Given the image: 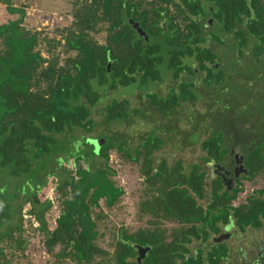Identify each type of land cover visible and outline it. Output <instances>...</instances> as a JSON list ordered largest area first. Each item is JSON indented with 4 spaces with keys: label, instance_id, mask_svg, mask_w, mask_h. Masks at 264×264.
<instances>
[{
    "label": "flooded vegetation",
    "instance_id": "flooded-vegetation-1",
    "mask_svg": "<svg viewBox=\"0 0 264 264\" xmlns=\"http://www.w3.org/2000/svg\"><path fill=\"white\" fill-rule=\"evenodd\" d=\"M120 1L113 60L122 69L125 42L138 40L141 52L155 47L157 76L136 74L114 88L134 84L138 98L176 92L173 111L154 110L187 108L198 125L213 118L202 139L218 140L179 142L197 145L189 159L152 155L162 143L152 149L150 172L133 180L127 220L114 224L113 245L125 244L124 264H264V0ZM162 69L174 84L160 93ZM190 128L198 137L201 127Z\"/></svg>",
    "mask_w": 264,
    "mask_h": 264
},
{
    "label": "trees",
    "instance_id": "trees-1",
    "mask_svg": "<svg viewBox=\"0 0 264 264\" xmlns=\"http://www.w3.org/2000/svg\"><path fill=\"white\" fill-rule=\"evenodd\" d=\"M3 2L18 17L0 23V264H10L13 250L24 254L32 241L33 234H28L21 222L20 209L26 201L30 203L28 213L39 221L43 249L52 252L57 246L53 251L56 260L68 259L59 264H124L127 249H121L124 243L121 248L113 245L114 224L105 227L111 234L109 248L94 242L100 234L96 224L105 222V209L114 205L123 192L112 177L115 171L107 162L108 152L115 149L128 160H136L138 174H148L151 151L159 147L162 138L145 135L131 150L126 146L128 140L117 131L89 136L96 125L90 114L101 95L99 91L105 87L126 84L135 80L136 74L141 79L157 76L153 69L158 59L155 47L143 53L138 40L133 44L125 42L123 49L131 51H122L119 69L113 58L121 1L73 0L69 24L60 30L59 38H45L48 55L44 56L36 47L39 31L19 24L22 8L8 0ZM129 7L127 4V11ZM101 29L105 33L99 41L94 33ZM58 44L62 57L52 49ZM173 72L175 75L177 70ZM177 95L173 92L164 101L155 93L146 94L155 108L165 112L174 110ZM102 110L105 124L127 120L129 112H137L136 108H129L125 98L110 99ZM96 137L104 139L98 149L90 141ZM217 140L211 135L201 141ZM81 145L86 148L84 152L79 151ZM69 162L71 166L67 167ZM160 167H164L163 163ZM49 175L55 181L54 191L59 198L50 229L43 212L51 201L36 197ZM12 180L19 182L12 187ZM16 189L23 195L22 200L17 198ZM99 199H103L104 206L95 210ZM117 254L120 257L116 259Z\"/></svg>",
    "mask_w": 264,
    "mask_h": 264
},
{
    "label": "rangeland",
    "instance_id": "rangeland-1",
    "mask_svg": "<svg viewBox=\"0 0 264 264\" xmlns=\"http://www.w3.org/2000/svg\"><path fill=\"white\" fill-rule=\"evenodd\" d=\"M14 6H20L23 10L21 20L19 24L29 30H38V41L36 47L41 49V53L44 56H47L48 53L46 51V37H54L59 38L60 33L63 27L67 26L71 20V10L73 8V0H8ZM18 17L17 12H9L5 6L3 0H0V23L6 22L7 20L16 19ZM105 31L99 30L94 33V37L99 41L103 38ZM62 41V38L60 39ZM55 52H59L61 50V45H56L53 47ZM59 55L62 57L64 54L59 52ZM162 80L161 85L163 89L160 93L164 92V87H171L174 84L173 79L170 77V73L168 70L162 69ZM156 83L149 84V88H156ZM136 85L128 84L121 85L117 88H108L105 87L101 92L100 97L97 99L95 104L91 108V117H93L96 125L93 128V131H90L89 136L92 134L96 135H104L110 134L112 131H117V133H121L123 137H125L127 142V147L131 150L141 142L145 135H149L148 137H161L162 144L160 147L153 151V154L157 158H167L169 160L181 157L182 159H189L191 156L196 157L198 154V147L194 145L193 147L179 149V142H189L195 141L198 142L204 136H206L207 127L203 130V127L211 125L213 122V118L208 121H204L203 117H200L199 125L196 122V119L193 122L196 115L190 116L184 113L186 109L183 111L180 107L178 110H175L174 113H169L167 116L162 115L161 113L154 110L153 105L148 102L145 95L140 94L141 97H136L133 92ZM198 89V87H197ZM202 91L201 93L206 95L207 92ZM142 92V90H141ZM147 92V91H145ZM217 96L220 97V102L223 104V96L219 94V92L215 91ZM139 93V92H138ZM127 97L129 100V108L136 107L140 111L137 110V113L128 114L127 120L116 119L109 124H105L103 122V110L102 106L107 103L112 98H121ZM171 96L162 95L159 97L164 101L167 100ZM201 103V102H200ZM195 104V108H197V103ZM203 104V103H202ZM184 105V104H183ZM199 108L202 109V106ZM221 117H216L215 119L221 124L224 125L223 114L225 116L224 109L221 110ZM224 112V113H223ZM213 115V114H212ZM188 121V122H187ZM191 126L195 128H200V133L197 137V134ZM203 126V127H202ZM187 127V128H186ZM184 129V130H183ZM117 138L120 134L116 135ZM197 138V139H196ZM79 151L84 152L86 149L82 145L79 146ZM66 149V148H65ZM64 149V150H65ZM67 150V149H66ZM130 150V151H131ZM151 155V156H152ZM108 164L112 169H114L115 174L112 176L116 183L121 185L123 192L121 193L118 201L106 208L107 216L104 219L105 222L96 224V229L100 231L98 237L94 240L95 244L101 246L103 248H109L110 243L109 239L111 238V234L109 233V228L112 227V224H115L118 221H126L128 217V207L131 204L132 195H133V180L137 176L138 172L136 171V167L139 166L138 162H134L133 160H128L124 155L118 153L115 149H109L108 152ZM97 163V162H96ZM162 162H159V165ZM70 162L67 164V167H70ZM44 172V169L42 170ZM3 181V179H2ZM18 180H12V187L18 184ZM53 178L51 175L47 176L45 184L41 186L37 192L36 197L38 200L43 201L46 198L51 197L53 201L50 203L51 206L43 212V217L46 222V226L50 229L53 226V218L57 212L59 207L58 205V193L54 191ZM14 190V188H13ZM12 190V191H13ZM56 192V193H55ZM17 198L22 200L23 195L20 193L19 189H16ZM56 195V199L53 197ZM49 199V198H48ZM50 200V199H49ZM103 199H99L98 205L95 207V210L103 208ZM30 207L29 201L24 202L20 212L22 220L21 222L26 226L27 233L33 234L32 241L26 245V252L24 254L20 252V250H13L14 255L10 258V264H59L61 261H67L65 258L60 262L56 260V257L53 255V251L57 249L55 246L52 252H47L41 246V238L43 237V233L41 229H39V221H37L30 213H28V209ZM14 220H16L14 218ZM30 221V223L28 222ZM33 223L36 225L34 226ZM108 223V224H107ZM103 233V234H102ZM109 233V235H108ZM97 259V256H96Z\"/></svg>",
    "mask_w": 264,
    "mask_h": 264
},
{
    "label": "water",
    "instance_id": "water-1",
    "mask_svg": "<svg viewBox=\"0 0 264 264\" xmlns=\"http://www.w3.org/2000/svg\"><path fill=\"white\" fill-rule=\"evenodd\" d=\"M135 26H136L137 29H139V27L137 26L136 23H135ZM90 141L94 145L95 149H98L100 144L104 141V139H103V137H96V138H91Z\"/></svg>",
    "mask_w": 264,
    "mask_h": 264
},
{
    "label": "built area",
    "instance_id": "built-area-1",
    "mask_svg": "<svg viewBox=\"0 0 264 264\" xmlns=\"http://www.w3.org/2000/svg\"><path fill=\"white\" fill-rule=\"evenodd\" d=\"M53 180H54V179H53ZM54 186H55V182H54L53 188H54ZM53 197H54V196H53ZM48 198L50 199L51 202L53 201V198H51V197H48ZM33 225L35 226L36 224L33 223Z\"/></svg>",
    "mask_w": 264,
    "mask_h": 264
}]
</instances>
